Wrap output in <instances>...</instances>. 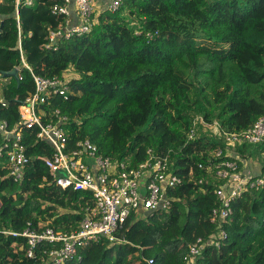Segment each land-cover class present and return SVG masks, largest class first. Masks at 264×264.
<instances>
[{"label":"trees","instance_id":"16d2710c","mask_svg":"<svg viewBox=\"0 0 264 264\" xmlns=\"http://www.w3.org/2000/svg\"><path fill=\"white\" fill-rule=\"evenodd\" d=\"M15 1L3 0L10 12L0 15V70L17 67L20 74L17 80L0 73V118L10 128L17 125L20 105L35 91L21 42L35 74L75 73L69 77V97L54 94L43 105L45 120L56 109L67 117L62 127L70 143L88 138L104 156L132 165L145 161L152 149L167 156L171 170L183 178L168 192L171 209L130 215L118 241H91L65 264H148L150 259L187 264L190 244L218 231L210 216L219 204L215 189L221 181L205 167L209 159H236L241 165V156L264 152V141L231 144L200 127L190 136L198 113L230 132L246 130L264 116V0H123L115 11H95L89 32L64 38L56 48L46 45L50 32L65 22L53 12L64 0L24 2L19 21ZM37 132L23 129L33 160L22 181H14L0 163V264H48L41 257L43 244L30 257L27 237L13 232L29 223L72 231L93 204L89 192L62 190L52 182L37 156L51 155L53 147ZM232 207L223 225L226 236L219 245H206L195 264H264V188L244 192Z\"/></svg>","mask_w":264,"mask_h":264},{"label":"built area","instance_id":"2783aa9c","mask_svg":"<svg viewBox=\"0 0 264 264\" xmlns=\"http://www.w3.org/2000/svg\"><path fill=\"white\" fill-rule=\"evenodd\" d=\"M35 1H15V16L18 21L20 5L25 2L32 6ZM96 1L98 0H64L63 4L55 5L53 12L64 15L65 22L50 32L46 46L56 48L58 42L64 38L89 32L93 24V14L97 9ZM72 3L75 5L76 17L72 15ZM122 3L123 0H108L107 7L115 11ZM19 48L23 66L27 67L34 77L35 91L20 105L21 119L17 125L10 128L8 122L0 118V132L3 136L0 160L6 164L9 176L14 181H22L33 160V157L27 154V147L22 141L23 129H38L37 138L53 147L51 155L37 156L49 169L52 182L62 190L89 192L93 199V204L86 206V213L78 228L72 231L56 230L44 223H39V228H34L29 223L22 232H13L27 237L26 254L35 256L36 247L43 244V262L65 264L77 255L80 247L88 245L91 241L101 237L108 238L111 242L118 241L117 232L130 215L140 213L147 216L155 211L171 209L173 198L168 192L183 183V178L171 170L169 158L148 149L147 159L138 165H132L127 160L116 161L104 156L99 152L97 145L88 138L77 140L75 144L70 143L62 127L67 117L56 109L50 113L51 119L45 120L47 112L43 109V105L54 94L69 97V78L35 74L25 60L21 42ZM199 118L227 143L256 144L264 141V116L248 129L239 132L222 130L217 121L210 124L202 117H195L196 126L191 129V137L196 135ZM222 155L223 149H219L216 156ZM262 156L264 157V152ZM209 162L207 166L200 163V167H207L214 173L213 176L221 181L215 189L219 204L212 209L210 216L218 231H214L215 234H212L209 240L199 237L190 244V251L186 256L187 264H195L196 258L201 255L206 245H219L218 239L226 236L223 225L232 215V205L238 197L246 191L264 188V174L254 175L250 171H243L236 159H209ZM152 263V259L148 260V264Z\"/></svg>","mask_w":264,"mask_h":264},{"label":"rangeland","instance_id":"374dc122","mask_svg":"<svg viewBox=\"0 0 264 264\" xmlns=\"http://www.w3.org/2000/svg\"><path fill=\"white\" fill-rule=\"evenodd\" d=\"M105 1V2H104ZM106 1H108V0H101V2L98 0V1H96V3H95V7L97 8L96 9V11H100V10H102V9H104V7H106ZM107 5H108V3H107ZM6 5L3 3V0H0V15H2V14H7L8 12H10V10H7L6 9V7H5ZM5 8V9H4ZM68 78L69 77H71V76H73V75H75V73H73V71H68L66 74H65ZM2 96V94L0 93V97ZM194 117H202L203 118V115H201V114H196ZM198 126L200 127V132L202 133V132H206V133H213V131L211 130V126H208V125H204L203 123H202V121H201V119L199 118L198 119ZM214 134V133H213ZM214 135H216V136H218L217 134H214ZM231 146L230 145H226V149L228 148V149H230L231 150V148H230ZM263 157V156H262ZM261 157V159H262V162H264V157L262 158ZM141 217H143V215L142 214H140V213H138V214H136L135 215V218H141ZM130 258V256H128L126 259H129Z\"/></svg>","mask_w":264,"mask_h":264},{"label":"crops","instance_id":"0c3cea01","mask_svg":"<svg viewBox=\"0 0 264 264\" xmlns=\"http://www.w3.org/2000/svg\"><path fill=\"white\" fill-rule=\"evenodd\" d=\"M99 1L101 2V0H99ZM107 3H108V1H106V3H105L106 4V7H107ZM71 9H72V13H73L72 15L74 17H76L74 3H72ZM232 154H234V153H232ZM237 155H238V153H237ZM241 158H242V160H241V165L240 166H241V168H242L243 171H246V172L247 171H250L254 175L261 174V169H262V159H261V157L244 158L243 156H241ZM0 163H2L1 160H0Z\"/></svg>","mask_w":264,"mask_h":264},{"label":"water","instance_id":"95a60500","mask_svg":"<svg viewBox=\"0 0 264 264\" xmlns=\"http://www.w3.org/2000/svg\"><path fill=\"white\" fill-rule=\"evenodd\" d=\"M20 70L19 68L15 67L14 69L10 70V71H4V70H0V73L4 76V77H14L17 80H19V73Z\"/></svg>","mask_w":264,"mask_h":264}]
</instances>
